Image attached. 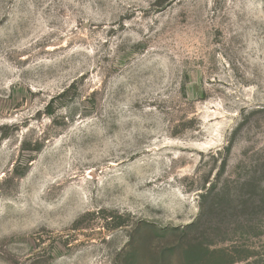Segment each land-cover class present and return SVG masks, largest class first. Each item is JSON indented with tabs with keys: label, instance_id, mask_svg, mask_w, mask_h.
I'll use <instances>...</instances> for the list:
<instances>
[{
	"label": "rangeland",
	"instance_id": "obj_1",
	"mask_svg": "<svg viewBox=\"0 0 264 264\" xmlns=\"http://www.w3.org/2000/svg\"><path fill=\"white\" fill-rule=\"evenodd\" d=\"M0 264H264V0H0Z\"/></svg>",
	"mask_w": 264,
	"mask_h": 264
},
{
	"label": "trees",
	"instance_id": "obj_2",
	"mask_svg": "<svg viewBox=\"0 0 264 264\" xmlns=\"http://www.w3.org/2000/svg\"><path fill=\"white\" fill-rule=\"evenodd\" d=\"M119 226H122L121 224Z\"/></svg>",
	"mask_w": 264,
	"mask_h": 264
}]
</instances>
